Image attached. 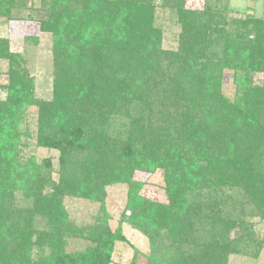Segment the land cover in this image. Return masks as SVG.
Wrapping results in <instances>:
<instances>
[{"label":"trees","instance_id":"16d2710c","mask_svg":"<svg viewBox=\"0 0 264 264\" xmlns=\"http://www.w3.org/2000/svg\"><path fill=\"white\" fill-rule=\"evenodd\" d=\"M54 1L53 26L61 31L68 26L64 19L85 17L92 51L75 53L83 48L77 35L71 47L63 43L54 48L49 101L34 99L33 82L24 72L8 73L0 102V264H58L60 239L51 240L57 249L47 260L30 257L33 212L64 223L62 196L102 205L105 187L117 183L127 185L121 223L149 241L153 254L146 264H226L240 245L259 247L261 240L247 221L254 212L242 208L229 216L227 226L220 223L208 235L212 206L198 196L204 188L225 184L244 189L247 202L264 204V88L251 87L248 78L252 72L264 73V19L238 20L244 26L254 22L259 29L256 37L245 39L244 60L236 58L239 52H233L234 44L227 39L221 43L227 52L222 63L205 61L197 67L194 62L207 57L211 44L209 25L222 22L218 14L197 16L183 9L182 0H164L190 39L186 50L173 55L161 49V35L152 25V0H83L74 12L59 10L63 0ZM5 59L14 62L15 56L6 53ZM223 66L235 71L233 102L221 94ZM34 105L36 146L58 153L54 180L48 179L53 171L49 162L42 166L19 157L18 126L24 111ZM156 171L162 172L166 203L142 197V185L134 179L137 172ZM45 183L50 191H43ZM17 191L30 201V209L15 204ZM259 214L264 217V209ZM102 218L92 264H108L112 243L120 238L119 230L114 236L106 228L108 216ZM193 224L202 226V253L210 263L204 257L193 263L191 256L180 255L185 242L198 240ZM158 251L167 253L165 260L158 258Z\"/></svg>","mask_w":264,"mask_h":264},{"label":"rangeland","instance_id":"374dc122","mask_svg":"<svg viewBox=\"0 0 264 264\" xmlns=\"http://www.w3.org/2000/svg\"><path fill=\"white\" fill-rule=\"evenodd\" d=\"M182 1L183 9L188 12L197 13L198 16L210 11L211 14L220 15L222 19L219 27H217L218 25H209L207 35L210 36L211 44L205 50L207 57L205 56L200 62L195 61V66L199 67L205 61H210L211 65L216 61V64L222 63L221 60L227 56V52L221 43L227 39H230L234 44L233 52L235 50L239 52L236 58L244 60L245 57L241 50L246 46L247 41L245 42V39L246 37L248 39L256 37L258 27L254 22H248L244 26L238 20L246 21L247 16L252 17V19H264V0ZM83 2V0H63L59 10L68 8L74 12L79 10ZM56 4L57 2L54 0H0V42L3 45V48L0 49V102L5 99V93L2 89L8 81L9 71L17 72V69L24 72L32 80L34 99L49 101L53 91L54 48H61L63 43L65 46L71 47V42L75 41L77 35L80 43L83 44V48L82 50L73 48L78 51L75 53L82 56V54H89V51H92L90 42H87V38H91V32L89 22L85 21V17L75 20L72 15L73 21L64 19L63 22L68 26L62 27L61 31L53 26L52 14L57 10L53 9ZM151 5L154 8L152 25L161 35L162 51L174 55L180 50H186L190 39L184 35L177 14L170 10V6H167L164 0H152ZM68 13L67 11L64 15ZM69 28H74L72 29L74 33L71 34ZM215 29H219V31L216 32ZM6 53L15 56L14 62L5 59ZM221 74V94L228 101L233 102L237 91V85L234 81L235 71L223 66ZM248 78L251 87L264 88V73L252 72ZM241 110L246 111V108ZM37 117L38 108L35 105L29 106L23 113L18 126V131L21 133L20 139H22L19 157L22 161L33 158L38 165L42 166L49 162L53 171L48 179L54 180L57 178L58 153L36 146ZM46 170L47 168L44 167L43 171ZM134 179L142 185L139 191L142 197L151 201L167 202L162 172H137ZM45 185L43 191H50V183H45ZM199 193L198 198L212 206L213 214L210 211L207 213V217L213 226L205 227L208 235H213L220 223H225L227 226L229 216L236 214L242 208L254 212V217H249L247 221L261 240V243L258 242L259 247L245 248L244 245H240L236 254L228 255L226 264H264V240H262L264 239V217L259 214L263 211L264 204L261 201L247 202V199L243 198L246 195L244 189H231L225 184L213 189L204 188ZM126 201L127 185L117 183L105 187L102 205L79 196H62L64 223H53L44 214L33 212L31 218L33 232L30 246L31 259L47 260L55 252L54 249H57L53 248L51 240L58 241L60 239L58 264H92L97 253L96 249L99 247L100 239L98 236L102 232L99 224H103L101 220L106 214L108 216L105 223L106 228L114 236L119 230L118 235L121 238L113 241L108 264H146L147 258L153 254L150 251L147 237L134 230L130 225L121 223V215L124 212ZM15 204L24 210L30 209L32 206L20 191L15 194ZM190 221L193 220L190 219ZM102 226L104 227V225ZM191 228L198 230V240L195 242L191 238L192 241L190 243L185 242L179 252L180 255L191 256L192 262L196 263L198 257H204L202 260L207 258V255L202 253L205 249L206 240L200 242L202 226L193 224ZM235 232L236 230L233 229L230 236L234 237ZM38 242L43 245L38 244ZM177 253L178 251L175 250L174 255ZM156 254L162 261L167 257V253H162V251H158ZM205 260V263H210L208 258Z\"/></svg>","mask_w":264,"mask_h":264}]
</instances>
